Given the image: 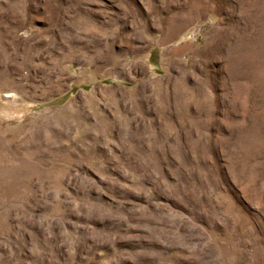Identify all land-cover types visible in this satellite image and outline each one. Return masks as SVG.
<instances>
[{
	"label": "rangeland",
	"instance_id": "374dc122",
	"mask_svg": "<svg viewBox=\"0 0 264 264\" xmlns=\"http://www.w3.org/2000/svg\"><path fill=\"white\" fill-rule=\"evenodd\" d=\"M0 264H264V0H0Z\"/></svg>",
	"mask_w": 264,
	"mask_h": 264
}]
</instances>
